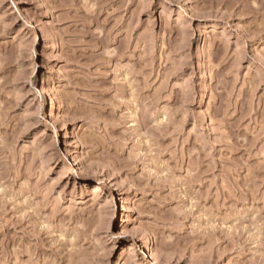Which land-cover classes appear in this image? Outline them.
Segmentation results:
<instances>
[{
    "label": "rangeland",
    "instance_id": "374dc122",
    "mask_svg": "<svg viewBox=\"0 0 264 264\" xmlns=\"http://www.w3.org/2000/svg\"><path fill=\"white\" fill-rule=\"evenodd\" d=\"M0 264H264V0H0Z\"/></svg>",
    "mask_w": 264,
    "mask_h": 264
},
{
    "label": "bare ground",
    "instance_id": "6f19581e",
    "mask_svg": "<svg viewBox=\"0 0 264 264\" xmlns=\"http://www.w3.org/2000/svg\"><path fill=\"white\" fill-rule=\"evenodd\" d=\"M145 241H146V247H148V248H150V245H151V241H150V238L148 237V238H146L145 239Z\"/></svg>",
    "mask_w": 264,
    "mask_h": 264
}]
</instances>
